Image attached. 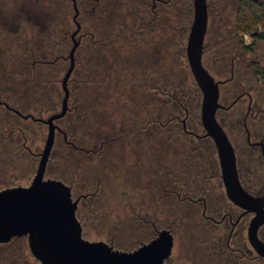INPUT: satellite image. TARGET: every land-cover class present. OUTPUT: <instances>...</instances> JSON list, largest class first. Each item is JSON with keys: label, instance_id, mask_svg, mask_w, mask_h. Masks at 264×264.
Here are the masks:
<instances>
[{"label": "flooded vegetation", "instance_id": "obj_1", "mask_svg": "<svg viewBox=\"0 0 264 264\" xmlns=\"http://www.w3.org/2000/svg\"><path fill=\"white\" fill-rule=\"evenodd\" d=\"M181 1L71 0L73 7L71 20L74 29L68 30L64 39L68 41L67 44L70 43L69 50L65 52L64 47L62 49L63 54L61 53L58 58L67 63V68L69 67V53L74 38L77 46L73 53V69L67 81L69 95L66 113L69 109L70 99L69 82L74 68L78 66L80 48H86V40L91 41L93 45L91 47L92 52H89V59L94 60L95 58L93 28L95 26L96 5L101 3L105 5V9L109 10L107 21H112L110 29H113L112 26L116 25L117 20L120 19V23L117 24L122 26L121 30L126 40H129V36L132 37L130 40H134L138 35V56L134 64L139 69L136 80L142 84L139 96L142 100L150 99L153 104V113L150 114L153 118L148 119L150 123L143 125L147 130L152 128L153 133L150 135V140L145 141L142 138L144 132H141L138 139L124 141V146L133 149L132 152L137 155L135 157L138 160L136 170L133 168V164L125 163V161L122 172L126 171L127 174L130 171L131 173L124 176L121 181L113 183L116 187V193L120 188V209L125 214L126 221L130 217V213L137 211L139 225L141 230L145 232H143L142 239H139L137 247L151 241L161 230H168L172 235V248L170 255L164 260V264H264V257L259 254L256 244L259 242L264 245V221L257 226L255 234L250 236L249 228L252 220L257 216V212L241 207L227 196L215 145L212 139L205 134L201 120L200 132L188 126L190 115L188 108H184L183 116L174 115V118H177L179 122L174 126L179 128L184 135V139L179 141L183 144L179 151L188 156H183V160L179 162H171L174 166L163 169L161 166V104L162 100H168L171 95V91L167 92L166 89H162L161 83L163 78V82L169 83L168 87L172 89L174 72V64L170 67L169 76L161 69L162 44L170 41L176 43V38L182 39V37L177 36L176 25L169 24L168 28L162 30L161 21L165 16V11L168 12L165 6H170L174 10L173 13H176V6ZM61 2L64 3V0ZM238 2L239 0H234V22L230 23L233 28L230 30V27H225L223 30V32L230 30L231 38H237L241 34L235 27L237 25L235 17ZM132 4L135 5L130 6ZM87 5L89 8L82 10V7ZM82 11L87 16H82ZM129 17L138 18L142 27L130 32ZM86 18L89 19V29L85 26L84 20ZM76 29L78 30L72 38V33ZM5 30L10 31L11 29ZM162 31H164L163 35L161 34ZM255 34L256 32L248 34L251 38L249 43H243L242 38H240L237 42V48L234 49L238 52L230 54L229 41L231 38H226L223 33L222 39H219L220 44L215 49L214 64L217 62L215 70L213 67H204L212 76H217L216 79L213 77L218 82V103L220 106L217 108L215 116L233 148L239 184L252 197L263 199L264 78L258 75V71L260 68H264V40H255ZM206 35L207 31L203 41L202 60L203 56H206L207 48L212 46L210 43H208V47L204 44ZM244 35L242 33V36ZM162 36H164L163 41ZM242 46L248 48L244 49ZM117 47L111 49V56L107 61L109 68L117 65L123 67L129 64L128 59L123 56L124 50ZM127 50L125 53L129 52L130 48ZM176 53L177 50L174 49L175 56ZM256 56L259 58H255ZM208 57L209 55L206 57V64L211 63ZM67 68L64 70L63 76ZM63 76L58 80L62 92L59 110L64 96L61 86ZM0 106L16 113V110L1 100V96ZM34 118L40 119L41 117ZM28 119L41 122L32 118ZM58 120L54 122L57 126L54 140L56 134L61 131L57 124ZM44 125L47 129V125ZM168 126L170 129L172 128V125L168 124ZM147 144H151V148L150 146L146 147ZM27 149L31 155L34 154L32 147H27ZM35 155L40 158V153ZM145 158L151 159V164L149 160L146 163ZM145 164L147 165L145 166ZM64 183L70 187L72 199H78L75 215L80 222L77 209L83 201L88 199L87 197L91 196L92 192L74 195L71 185ZM110 191L113 192V190ZM148 193L153 196L151 206L145 201V196ZM260 210L264 214V204L260 206ZM262 217L264 219V215ZM146 233L149 236L145 237ZM25 240L27 242L26 237H13L7 242H0V259L1 256L5 258L22 256L21 254L24 253L22 244ZM174 251L175 255L173 256Z\"/></svg>", "mask_w": 264, "mask_h": 264}, {"label": "trees", "instance_id": "obj_2", "mask_svg": "<svg viewBox=\"0 0 264 264\" xmlns=\"http://www.w3.org/2000/svg\"><path fill=\"white\" fill-rule=\"evenodd\" d=\"M61 1L46 0V3H42L43 18L42 21H38L37 18L32 22L31 39L21 38L28 30L27 27L25 30L17 29L16 32L3 30L4 33L0 36L1 100L21 114L29 113L34 117L46 118L60 108L62 92L57 83L60 73L67 67H64L66 63L58 58L61 53L63 54L62 49L65 47L66 52L70 46V43L67 44L68 41L64 40L69 30L70 2ZM83 8L88 9L89 6L82 7V10ZM105 8L104 4L96 5L93 28L94 60L89 59V52H92L93 47L91 41L86 40V48H80L78 66L74 68L69 82V109L57 121L61 131L56 134L45 172L50 178L70 184L74 195L92 192L91 196L78 207V217L82 218L84 212L96 220L109 221L108 225L113 228L110 238L116 239L115 233L122 232L120 225L126 218L124 214L123 218L119 220L116 218L111 222L112 217L118 216L112 214L116 211L117 196L113 183L120 181L125 161L133 164L135 170L138 161L135 158L136 153L124 146V141L138 139L141 132H144L142 138L145 141L150 140L152 128L147 130L143 125L150 123L148 119L153 118L150 115L153 113V104L150 99L142 100L139 96L142 84L136 80L139 69L134 64L138 56V35L134 40H130L131 36L126 40L121 30L122 26L117 24L120 23V19L112 26L113 29H110L112 21H107L109 10ZM165 9H168V12L165 11L161 21L162 30L168 28L169 24H177V15L173 13V8L166 5ZM83 13L84 11L82 16H87ZM84 21L89 29V19L86 18ZM235 22L237 24L235 27L240 32L248 34L256 32L255 40H264V0H239ZM140 25L138 18L129 17L130 32L141 28ZM163 33L164 31L161 32L162 35ZM163 38L164 36L162 41ZM116 46L124 50L123 56L128 59L129 64L109 68L107 61L111 56V49ZM127 48H130V51L125 53ZM82 51L85 53L82 54ZM162 54L164 55V52ZM178 56L180 58V54ZM161 64L162 71L169 76L170 67L173 65L165 59ZM258 75L264 78V68L259 69ZM163 81L162 78V89L171 91V95L168 100H162L161 104L162 169L174 166L171 162H179L187 155L179 151L183 145L179 141L184 139V135L174 126L179 124L174 117L183 116L181 114H184V108H187L181 100V88L174 80L172 89L168 87L169 83ZM168 124L172 125L171 129ZM44 128L46 126L43 122L24 119L0 106V160L11 159L17 162L34 156L36 153L33 152L31 155L28 152L27 147L31 148L28 141L33 138V131L37 132L36 137L42 141ZM147 146L151 148V144ZM147 160L151 164V159L145 158L146 163ZM0 164L5 165L2 161ZM145 197L146 203L151 206L152 194L148 193ZM120 204L117 206L119 209ZM131 214L132 217H128L127 221L131 220L135 224L137 232L134 239H142L144 230H141L139 225L137 211ZM147 236L149 235L146 233L145 237ZM2 259L3 256L0 259L1 264Z\"/></svg>", "mask_w": 264, "mask_h": 264}, {"label": "water", "instance_id": "obj_3", "mask_svg": "<svg viewBox=\"0 0 264 264\" xmlns=\"http://www.w3.org/2000/svg\"><path fill=\"white\" fill-rule=\"evenodd\" d=\"M207 25V0H192V19L185 56L202 96L200 120L205 134L215 145L227 196L241 207L257 212L249 228L251 236L264 221V214L260 210L264 198L252 197L239 184L233 148L216 120L215 113L220 106L218 82L202 63ZM77 30L73 31L72 38ZM76 46L77 42L73 38L70 64L61 81L64 92L61 109L45 119L21 115L16 111L24 119L32 118L46 124L47 134L31 182L25 186L0 190V242H7L13 237H26L31 254L40 264H164L172 248V235L168 230H161L151 241L131 251L115 249L104 241L87 240L82 236V228L75 215L78 199H72L70 187L61 180L45 177L57 129L54 122L62 118L67 110V81L73 69ZM256 244L259 254L264 257V245L259 242Z\"/></svg>", "mask_w": 264, "mask_h": 264}, {"label": "rangeland", "instance_id": "obj_4", "mask_svg": "<svg viewBox=\"0 0 264 264\" xmlns=\"http://www.w3.org/2000/svg\"><path fill=\"white\" fill-rule=\"evenodd\" d=\"M46 0H0V36L4 33L3 30L11 29V32H16L17 29H23L27 27L28 30L21 36V38H30L31 39V28L32 22L38 18V21H42L43 11L41 10L43 7V2ZM70 2V13L68 16V28L69 31L74 29L73 22L71 20L73 15V7L71 0H67ZM46 3V2H45ZM234 0H207V12H208V26H207V35L205 40V45L208 47V43L212 44V48H207L206 56H203V65L210 68L213 67L215 70L217 66V62L214 64L215 59V49L219 46V39H222V34H225L226 38H231L232 33H230L231 28L233 26L230 24L234 22ZM162 7V5H161ZM176 15H177V24H176V32L178 37H182V39L176 38V43L173 41L166 42L162 44V54L161 62L163 63L164 59L169 64H176V70L173 72V80L176 85H179L181 88V100L183 104L189 108L190 115L188 118V126L195 130L201 131L200 124V103H201V92L198 89L189 67L187 65V60L185 57V45L186 39L189 32V27L192 19V0H182L176 6ZM47 17V15L45 14ZM31 26V27H30ZM225 27H230V30L227 32H223ZM30 33V34H29ZM242 36L238 35L237 38H231L229 41L230 44V54H236L238 50H234L237 48V42L240 38H242L243 43L251 42V38L247 33ZM20 36V35H19ZM10 40V38H8ZM174 49L177 50L176 56L174 54ZM69 50V48H68ZM210 50V51H209ZM166 51V52H165ZM180 54V58L179 55ZM209 55L208 59L211 61L210 64H206V57ZM164 57V58H163ZM254 57V56H252ZM259 58V57H255ZM175 59V61H174ZM209 65V66H208ZM64 67H67V63L64 64ZM65 69V68H64ZM62 71L59 75V79L63 76ZM212 73V71L210 70ZM213 74V73H212ZM215 79L216 75H213ZM57 87L60 88V84L57 83ZM61 100V96H60ZM183 115V114H181ZM36 131H33V138L28 141V145L32 147V151L34 153H40L44 146V140L47 134V129L44 128V136L43 140H38L36 137ZM23 158V157H22ZM11 160V159H10ZM0 160L5 165L0 164V189L9 187V186H18V185H28L32 180L35 170L37 168V164L39 161V156L34 155L31 158H26L25 161L18 160L10 161ZM131 172L128 171L127 174ZM126 171L122 172L120 175V181L124 176L127 175ZM46 178L50 176L46 173ZM130 186V185H129ZM120 188L117 192L116 196V209L115 206L112 214L113 216L116 214L118 216L112 217L111 222L115 221L116 218L119 220L123 218L124 213L119 209L118 203H121V199L119 198L121 194H119ZM113 194V193H112ZM119 210V211H118ZM132 217V214H129ZM80 223L82 225V233L85 239L90 241H104L113 246L115 249L119 250H132L136 248L139 244V239L136 238L135 233L137 232L134 228L135 224L133 221H122V225H120L119 233H115L117 236L116 239H111V233L113 228L108 225L109 221L107 220H96L94 217H88L87 214L81 215ZM138 226H136L137 228ZM25 239V238H20ZM21 246V245H20ZM22 256H11L10 258L3 257L2 264H40L30 253L27 242L22 244ZM175 255V251L173 252V256Z\"/></svg>", "mask_w": 264, "mask_h": 264}]
</instances>
